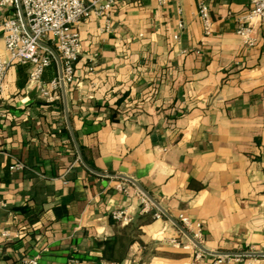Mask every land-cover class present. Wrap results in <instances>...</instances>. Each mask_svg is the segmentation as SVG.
I'll list each match as a JSON object with an SVG mask.
<instances>
[{
  "label": "crops",
  "instance_id": "crops-1",
  "mask_svg": "<svg viewBox=\"0 0 264 264\" xmlns=\"http://www.w3.org/2000/svg\"><path fill=\"white\" fill-rule=\"evenodd\" d=\"M197 3L119 0L107 18L82 22L74 80L60 100L40 96L30 64L8 69L0 264L33 256L38 264H191L189 251L169 244L182 240L179 215L201 226L208 253L199 264L224 254L241 257L221 264H264L243 255L264 246V24L254 22L246 46L236 30L249 0H211L204 36ZM18 11L0 5V20ZM59 68L53 62L43 80ZM117 176L139 183L169 216L123 247L115 238L126 225L111 214L133 223L143 194Z\"/></svg>",
  "mask_w": 264,
  "mask_h": 264
},
{
  "label": "built area",
  "instance_id": "built-area-1",
  "mask_svg": "<svg viewBox=\"0 0 264 264\" xmlns=\"http://www.w3.org/2000/svg\"><path fill=\"white\" fill-rule=\"evenodd\" d=\"M118 1L0 0V5H11L19 10L15 18L0 20V34L5 53L4 55L0 53V100L8 69L14 64L24 63L30 64L28 79L40 96L49 102L60 100L62 87L72 84L74 80L73 65L79 53L78 26L92 16L107 18ZM210 1L198 0L196 6V16L204 36L210 35L212 31ZM249 4V9L241 16L236 30V34L246 46H252L254 43L251 37L254 22L264 24V0H249ZM55 61L60 65L58 76L50 81H44V71ZM4 118L0 102V122ZM15 168L19 169L21 166L17 164ZM152 209H154L152 203L142 195L140 213L145 214ZM154 218H161V214L157 211ZM111 219L121 226L132 222V218L121 211L113 212ZM177 221L181 227L182 240L172 239L169 244L174 248L189 251L191 264H199L206 253L198 249L189 237L199 242L202 237L201 226L192 224L183 215H179ZM248 252H264V246L260 251ZM240 257L238 254L218 255L212 264H221L226 259ZM23 264H38V256L27 257Z\"/></svg>",
  "mask_w": 264,
  "mask_h": 264
},
{
  "label": "water",
  "instance_id": "water-1",
  "mask_svg": "<svg viewBox=\"0 0 264 264\" xmlns=\"http://www.w3.org/2000/svg\"><path fill=\"white\" fill-rule=\"evenodd\" d=\"M63 89V87H62ZM63 103H64V108H65V118H66V123H67V126H68V129H69V132H70V135H71V138L73 140V143L75 145V148L78 152V156L79 158L81 159V154H80V151H79V148H78V145H77V142L75 140V136L71 130V126H70V121H69V117H68V114H67V108H66V100H65V95L63 93ZM82 161V159H81ZM83 162V161H82ZM118 178H121V179H124L130 183H132L151 203L152 205L155 207V209L162 215L166 216V217H169L168 214L166 213V211L161 207V205L152 197L150 196L146 191L145 189L139 184L137 183L136 181H134L133 179H130V178H127V177H123V176H117ZM173 221V220H172ZM174 224H177L175 221H173ZM178 225V224H177ZM188 236V235H187ZM189 237V236H188ZM189 239L191 240V242L198 248L200 249L201 251L205 252V253H208L198 242L192 240L190 237ZM244 256H249V257H264V252H254V253H251V252H248V253H244L243 254Z\"/></svg>",
  "mask_w": 264,
  "mask_h": 264
},
{
  "label": "trees",
  "instance_id": "trees-1",
  "mask_svg": "<svg viewBox=\"0 0 264 264\" xmlns=\"http://www.w3.org/2000/svg\"><path fill=\"white\" fill-rule=\"evenodd\" d=\"M154 216L152 213L142 214L132 223L123 228L120 235L115 238L116 243L120 246L131 245L136 241L137 236L140 235V227L153 220Z\"/></svg>",
  "mask_w": 264,
  "mask_h": 264
}]
</instances>
